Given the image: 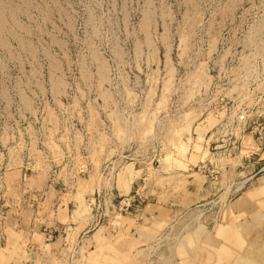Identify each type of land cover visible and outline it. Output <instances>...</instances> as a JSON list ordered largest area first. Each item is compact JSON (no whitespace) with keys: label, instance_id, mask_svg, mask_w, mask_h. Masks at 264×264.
I'll return each instance as SVG.
<instances>
[{"label":"rangeland","instance_id":"374dc122","mask_svg":"<svg viewBox=\"0 0 264 264\" xmlns=\"http://www.w3.org/2000/svg\"><path fill=\"white\" fill-rule=\"evenodd\" d=\"M54 193L9 264H264V0H0V236Z\"/></svg>","mask_w":264,"mask_h":264},{"label":"crops","instance_id":"0c3cea01","mask_svg":"<svg viewBox=\"0 0 264 264\" xmlns=\"http://www.w3.org/2000/svg\"><path fill=\"white\" fill-rule=\"evenodd\" d=\"M124 170V173L119 175L118 181L116 182L118 186L117 189L115 188L117 193L116 199L128 196L132 192L134 185L140 180L139 173L136 172L131 165H127ZM189 195L190 194H187V197L195 198L196 195L200 194L195 193L194 195ZM246 195L247 193H244L242 198ZM140 196L145 201L143 209L141 210V216L144 218L143 221L146 220L149 223V226L153 221H156L155 219H157V221H163L168 210L163 208L164 203L157 200L156 192H154L150 186L146 187L145 182L140 188ZM49 197V205L43 210L33 211L31 216H29V219L25 220L26 217H22L20 214L14 217L5 216L2 228L4 237L0 236L1 264L13 263L16 259L15 257L21 256V251L24 249L26 250L29 244H32L37 248L42 246L44 240L51 238L53 235L59 234V232L67 233V231L72 232L74 230L72 227L74 225L72 219L73 213L70 210V208L75 206L73 196H64V194L60 195L59 193H54L49 195ZM169 200L178 203H182L183 201L178 198H173V195H170ZM134 219L135 218H132V221H134ZM77 223L78 222H76V224ZM85 224H88V221H86ZM7 239L13 240L12 244L9 243V241L7 243ZM216 256V254L213 255L209 253L210 261H201L200 257H197V264H211V258L215 259L214 264H222Z\"/></svg>","mask_w":264,"mask_h":264},{"label":"built area","instance_id":"2783aa9c","mask_svg":"<svg viewBox=\"0 0 264 264\" xmlns=\"http://www.w3.org/2000/svg\"><path fill=\"white\" fill-rule=\"evenodd\" d=\"M127 201H129L128 205H131L135 200H134V198H131V199H128ZM129 207H131V206H129Z\"/></svg>","mask_w":264,"mask_h":264},{"label":"bare ground","instance_id":"6f19581e","mask_svg":"<svg viewBox=\"0 0 264 264\" xmlns=\"http://www.w3.org/2000/svg\"><path fill=\"white\" fill-rule=\"evenodd\" d=\"M230 242V241H229Z\"/></svg>","mask_w":264,"mask_h":264}]
</instances>
